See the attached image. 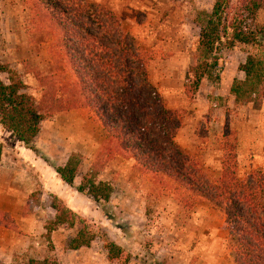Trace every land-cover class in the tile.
<instances>
[{"label": "trees", "instance_id": "16d2710c", "mask_svg": "<svg viewBox=\"0 0 264 264\" xmlns=\"http://www.w3.org/2000/svg\"><path fill=\"white\" fill-rule=\"evenodd\" d=\"M212 9L199 26L194 63L188 67L184 96L192 100L202 80H217L221 55L239 45L264 50V0H212ZM36 28L54 38L53 51L70 74V83L57 84L54 77L36 74L40 97L26 93L27 86L15 71L0 61V129L25 150L38 156L34 140L41 123L54 113L82 109L106 133L99 152L80 183L82 157L70 154L54 171L61 183L94 204L109 201L112 186L98 179L115 156L133 161L144 174L170 181L177 187L182 207L192 209L206 202L224 217L227 239L232 243L234 264H264V174L256 171L240 178L236 134L228 122L222 129L220 175L203 171L200 161L181 149L175 138L184 114L170 109L148 80L145 53L126 33L109 10L80 0H33ZM238 70L244 81H234V103L264 98V61L248 55ZM0 143V161L3 151ZM54 219L44 225L48 238L56 227L72 229L78 220L60 198L47 197ZM83 222V221H81ZM0 226L14 229V222L0 212ZM83 225L68 243L69 250L89 248L99 238ZM108 264H129L125 250L102 237ZM24 264H59L54 259L28 260Z\"/></svg>", "mask_w": 264, "mask_h": 264}, {"label": "rangeland", "instance_id": "374dc122", "mask_svg": "<svg viewBox=\"0 0 264 264\" xmlns=\"http://www.w3.org/2000/svg\"><path fill=\"white\" fill-rule=\"evenodd\" d=\"M32 1L0 0V61L17 73L27 86L26 93L40 97L42 90L35 79L36 74L40 77L52 76L57 84L64 86L69 84L71 79L65 62L57 58L53 51L54 38L36 28ZM80 1L112 12L121 22L123 30L136 38L135 44L145 53L144 57L148 60V70L154 63L158 68L161 65L163 74L174 80L170 83L171 87L176 86L179 92L172 95L161 94L158 87L152 85L158 90L168 108L183 112L184 119L180 130L186 128L185 135L192 139L191 141L194 139L192 152L188 154L200 161L202 170L210 175L218 174L217 158L220 157L222 129L226 121L236 134L238 162V130L234 127L238 125L239 120L245 122L249 120L252 116L250 110H260L264 98L250 103L235 104L230 89L222 85V79L224 72L230 71L236 75L239 67L237 65H241L246 55L264 61V50L258 46L239 45L231 51L223 52L217 71L218 79L202 80L198 92L190 100L184 96L185 75L188 67L194 63L199 26L205 15L211 12L212 0H103L102 3L94 0ZM119 10L121 12H118ZM132 23L139 26L137 37L132 31ZM257 24L264 25L263 14L258 16ZM238 76L242 77V74ZM0 79L7 83L6 75H0ZM234 81L239 80L234 78ZM70 112L72 119L81 121L79 125H75V131L80 130L82 124L84 125L81 137L76 138V147H74L80 149L82 153L61 149L62 143L58 142L54 144L56 149L52 154L58 156L59 161L68 159L70 154H78L82 157L79 174L74 182L77 186L101 149L106 133L90 114L82 109L56 112L44 120L41 126L47 122L56 124L62 119V115ZM218 122L221 124L216 128L214 124ZM94 125L96 130L92 128ZM194 128L195 132H193ZM92 130L96 131V145L103 140L99 147L91 143L92 148H90V144L86 141ZM60 135L62 138L65 137L62 132ZM0 143L8 149L6 152L18 145L1 129ZM37 152L39 155L38 150ZM258 171L264 174V170ZM254 172L256 171L240 172L238 162L237 173L240 178ZM98 179L112 186L111 197L107 203L97 205L78 194L80 199L86 202V206L82 209V216H77L78 220L71 229L75 230V234L84 224L89 225L88 227L99 236L93 242L95 248L103 249L102 237H106L130 255L131 264H137L139 257L144 264H216L212 257L216 244L209 241L205 248L207 250L204 251V243H200V234L204 233V229L198 223L197 215L202 211L203 216H207L209 225H216L220 220H224L223 215L218 211L211 210V207L204 209L200 207L201 202L198 201L192 209L182 207L179 202L180 194L173 183L144 174L135 168L132 160L121 156H115L108 161L100 171ZM152 183L155 187L153 190L149 188ZM35 184L34 191L27 200L26 211L42 214L44 226L54 219V212L47 198L52 197L53 194L40 190V186ZM136 203L140 204L141 212L135 210ZM139 213L144 215V223L138 228L136 219ZM167 214L170 215L169 222ZM156 216L157 220H154L152 217ZM261 216L264 219V213H261ZM151 221H155V228L151 225ZM58 228L60 227H56L54 231ZM61 228L70 230L66 227ZM152 232L155 235L154 233L151 235ZM219 232L226 233L224 223ZM51 233L48 238L45 237L47 233L43 234L44 239L40 240L42 260H56L51 254L53 250ZM140 245L153 250V255L147 254ZM101 249L98 251L100 252ZM224 250V257L229 256L233 259L232 243L228 239ZM104 254L106 256L105 250ZM30 259V256L19 255L11 264H24Z\"/></svg>", "mask_w": 264, "mask_h": 264}, {"label": "crops", "instance_id": "0c3cea01", "mask_svg": "<svg viewBox=\"0 0 264 264\" xmlns=\"http://www.w3.org/2000/svg\"><path fill=\"white\" fill-rule=\"evenodd\" d=\"M94 1L103 2V0ZM118 12H121V10ZM131 27L137 37L139 26L132 23ZM130 35V37L134 36L133 34ZM132 38L136 39L135 37ZM245 59L241 61V65L245 62ZM154 64L148 70V80L150 84L157 86L161 94L172 95L179 92L176 86L171 87L170 83L174 80L170 79L168 75L163 74L161 65H159L158 68L157 64H155V66ZM238 66L239 65H237V67ZM236 73L235 75L233 72L230 73V71L224 72V77L222 79L224 88H228L229 90L234 78L239 81L244 80L242 72L237 70ZM238 74H242V77L238 76ZM250 111L252 112V116L249 120L246 122L239 120L238 125L234 127L238 130V162L240 172L242 170L247 172L264 170V103L260 107V110ZM61 118V120L58 119L59 122L56 124L50 122L42 124L40 132L34 140L35 148L39 151L38 156L19 145L11 147L9 149L10 153L6 152L8 149L3 148L0 161V212L8 216L9 219L14 222L15 228L12 229L10 227L0 226V263L2 264H11L14 258L19 255L30 256V260H42V254L40 253L42 246L39 244L40 240L44 239L43 236L46 233L43 226L44 217L42 214L39 215V213L34 214L30 211H26V203L29 196L34 191L35 183L40 186V190L48 191L60 198L66 209L71 210L79 217L82 216L81 212L86 206V202L80 199L81 197L75 190H71L69 187L64 186L54 171L55 168L63 167L67 159L59 161L60 158L52 154V151L56 149L54 144L60 142L62 143L61 149L82 153L80 149L74 147H76V138L81 137L84 125L82 124L81 129L75 131V125H79L81 121L79 119H72L71 112L62 115ZM220 124L221 122H218L214 124V126L217 128ZM92 128L96 130L95 125L94 127L92 126ZM185 129L186 128H182L179 131L175 141L186 153H191V149L193 148L192 144L194 145L195 142L194 139L191 141L192 139L185 135ZM60 132L65 134L66 138H62ZM193 132H195V128ZM83 141H85V139H83ZM86 141L90 144V148H92L91 143L96 145V131H90ZM102 141L98 142L96 146L99 147ZM68 146H70V149H68ZM48 149H50L49 152L47 151ZM217 163L219 169L215 177L220 175V157L217 158ZM151 185L152 186L149 188L153 190L155 187L153 183ZM199 205L202 208L204 207V209L210 207L203 201H201ZM134 206L136 207L135 210L142 211L139 203H136ZM167 216L169 222L170 215L167 214ZM197 216L199 218L198 223L202 225L204 229V233L200 234V243H204L205 246L204 251L207 250H205V248L208 242L212 241L216 244L212 253L215 263L234 264L231 257H224L227 233L219 232L220 229L223 228L224 220H220V223L218 222L216 225H209V220L206 215L203 216L202 211ZM152 218L157 220V216ZM136 222L139 228V225L144 223V215L139 213ZM151 222V225L154 226L155 221ZM169 225L170 224H168V226ZM153 233L154 232H152L151 235H153ZM75 235V230H65L61 227L56 231H52L50 235L53 246L51 254L59 264H108L106 262L104 250L100 247L101 251L99 252L98 250L100 249L94 247L95 243L89 248H81L75 251L69 250L68 242H70ZM140 246L147 251V254L153 255V250L142 245ZM138 250L140 251V249ZM137 264H144L141 257L137 260Z\"/></svg>", "mask_w": 264, "mask_h": 264}]
</instances>
